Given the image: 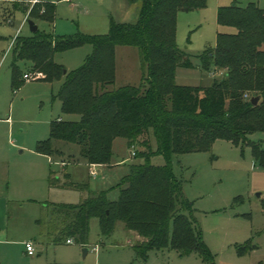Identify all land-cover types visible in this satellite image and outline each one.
<instances>
[{"label":"trees","instance_id":"16d2710c","mask_svg":"<svg viewBox=\"0 0 264 264\" xmlns=\"http://www.w3.org/2000/svg\"><path fill=\"white\" fill-rule=\"evenodd\" d=\"M131 2L140 7L137 21L112 20L108 35L56 36L39 29L16 39L14 87L22 83L20 63L39 80H63L57 96L62 111L81 117L78 123L53 122L50 138L37 145L38 154L63 157L55 144H75L80 147L76 161L108 167L116 139H125L136 149L138 162L129 165L118 184L117 200L106 191L89 192L79 204L47 203L45 207L58 241L73 239L87 246L93 219L100 221L105 236L122 222L139 236L135 251L142 260L153 251L167 250L198 253L207 260L211 254L193 217V203L174 177L172 156L209 151L217 140H226L242 149L251 146L254 159L264 167V148L248 138L264 132V9L254 2L218 9L219 27L233 28L235 33L219 32L216 46L197 56L203 71L225 72L221 81L203 88L176 84L179 68H196L192 56L178 46L177 17L180 12L204 9L207 0ZM40 7L44 12L34 8L31 16L54 23L55 2L45 1ZM85 45H92L94 51L79 69L69 72L55 62L56 53ZM118 46L138 49L143 67L139 86L110 89L115 83ZM245 92L260 98L256 106L244 100ZM155 156L164 157L165 165H154ZM50 175L51 188L86 190L87 186L61 184Z\"/></svg>","mask_w":264,"mask_h":264},{"label":"rangeland","instance_id":"374dc122","mask_svg":"<svg viewBox=\"0 0 264 264\" xmlns=\"http://www.w3.org/2000/svg\"><path fill=\"white\" fill-rule=\"evenodd\" d=\"M45 1L56 4L54 23L31 16L34 8L44 12L45 8L40 6ZM131 1L0 0V193L9 200V231L7 240L0 241V263L264 264V167L254 159L251 146L242 149L226 140H217L209 151L172 156L174 177L182 183L185 196L193 203V217L211 254L207 260L198 253L180 255L171 250L153 251L142 260L135 251L139 236L122 222L117 223L112 235L105 236L100 221L93 219L87 246L76 241L67 245L66 240H57V229L51 224L45 204L76 205L89 192L105 191L112 200H117L118 184L128 173L129 165L138 162L136 149L129 147L127 140L116 139L112 164L98 166V177L91 175L92 166L76 161L80 159L78 145L57 142L55 146L64 152L63 157L38 154L37 145L50 138L53 122L62 119L78 123L81 117L62 111L57 96L63 80L53 83L39 80L20 63L22 83L14 87L15 39L31 35L28 22L23 24L28 15L40 31L48 34L108 35L112 20L137 21L140 7ZM251 2L264 9V0H207L204 9L178 14L177 43L192 56L196 68H179L177 85L207 88L225 77L221 70L203 71L197 56L207 47L216 46L219 32L235 33L233 28L219 27L218 9L234 4L246 7ZM93 51L92 45H85L58 52L54 60L71 72L82 67ZM115 60V83L110 89L139 86L143 67L138 49L118 46ZM25 75L30 78L26 79ZM252 95L245 92L243 98L251 103ZM248 138L264 148V132L251 133ZM152 144L156 151L155 138ZM141 150L139 147L138 152ZM152 163L164 166L166 161L155 156ZM51 173L61 184L69 181L87 186L86 190L51 189ZM26 241L36 244L38 253L33 259L23 254L22 244ZM86 248L89 253L84 257Z\"/></svg>","mask_w":264,"mask_h":264},{"label":"crops","instance_id":"0c3cea01","mask_svg":"<svg viewBox=\"0 0 264 264\" xmlns=\"http://www.w3.org/2000/svg\"><path fill=\"white\" fill-rule=\"evenodd\" d=\"M216 71L214 70L212 73H215ZM43 156V155H42ZM51 188V187H50ZM51 189H56V188H51ZM8 198L4 195H1L0 193V241H5L7 240V235H8V223H7V219H8ZM28 242H33L34 244V248H35V254L33 256L29 255L26 249V243ZM67 243V241H66ZM24 246V251L23 254L24 256H27L28 258H35L37 256V250H36V244L34 241H26L22 244ZM67 245H73V244H68ZM89 253V250H88ZM39 257V256H38ZM2 264V263H0Z\"/></svg>","mask_w":264,"mask_h":264},{"label":"built area","instance_id":"2783aa9c","mask_svg":"<svg viewBox=\"0 0 264 264\" xmlns=\"http://www.w3.org/2000/svg\"><path fill=\"white\" fill-rule=\"evenodd\" d=\"M39 0H33V2H38ZM27 18H28V20H26L23 24H26L27 22H29V15L27 16ZM20 32V31H19ZM17 39V38H16ZM16 39H15V41H16ZM25 78L26 79H29L30 77L28 76V75H25ZM134 155H135V153H134ZM90 166H92L91 168V175L93 176V177H98V172H97V170H96V168L99 166V165H90ZM67 243L68 244H73L74 243V240L73 239H68L67 240ZM26 249H27V252H28V254L29 255H31V256H33L34 254H35V248H34V244H33V242H28V243H26ZM95 251H97V248H95L94 249Z\"/></svg>","mask_w":264,"mask_h":264},{"label":"water","instance_id":"95a60500","mask_svg":"<svg viewBox=\"0 0 264 264\" xmlns=\"http://www.w3.org/2000/svg\"><path fill=\"white\" fill-rule=\"evenodd\" d=\"M28 24H29L31 33H36L39 31V27L34 21L29 20ZM259 100H260L259 97H254L251 101L252 105L256 106ZM87 254H88V249H84V257H86Z\"/></svg>","mask_w":264,"mask_h":264}]
</instances>
